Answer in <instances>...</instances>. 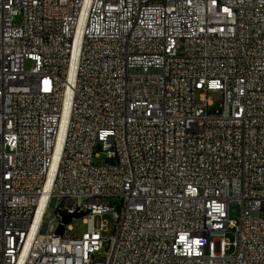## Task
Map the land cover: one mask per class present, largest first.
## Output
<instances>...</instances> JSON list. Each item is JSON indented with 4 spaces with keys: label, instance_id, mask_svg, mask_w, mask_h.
I'll list each match as a JSON object with an SVG mask.
<instances>
[{
    "label": "built area",
    "instance_id": "obj_1",
    "mask_svg": "<svg viewBox=\"0 0 264 264\" xmlns=\"http://www.w3.org/2000/svg\"><path fill=\"white\" fill-rule=\"evenodd\" d=\"M0 264H264V0H0Z\"/></svg>",
    "mask_w": 264,
    "mask_h": 264
},
{
    "label": "rangeland",
    "instance_id": "obj_2",
    "mask_svg": "<svg viewBox=\"0 0 264 264\" xmlns=\"http://www.w3.org/2000/svg\"><path fill=\"white\" fill-rule=\"evenodd\" d=\"M209 96L211 97V99L215 103L218 102V100H219V94L218 93L211 92L209 94ZM95 162L101 163V164L104 163L105 162V156L102 154L101 157L95 159ZM54 215H55L54 210L52 208L49 209L47 212V215H46V222L47 223H49L50 221H52V222H51L50 227L47 231L48 234H53L55 232V229L57 226L56 221H53ZM101 222L105 223L107 225V231L104 232V234L106 236H110L112 234V228H113V216L109 213L97 216L96 220H95V227L98 228L101 225ZM71 224H72V228H73L72 233L76 237H81L83 235V233H85L87 231V224L85 223L83 218L73 219ZM227 237L230 241H234V235L232 232H230L227 235ZM231 252L232 251H230L229 253H231Z\"/></svg>",
    "mask_w": 264,
    "mask_h": 264
},
{
    "label": "water",
    "instance_id": "obj_3",
    "mask_svg": "<svg viewBox=\"0 0 264 264\" xmlns=\"http://www.w3.org/2000/svg\"><path fill=\"white\" fill-rule=\"evenodd\" d=\"M82 215H83V214H78V215H76L75 217H81ZM71 218H72L71 215H65V214H63V222L67 223V222H69V221L71 220ZM62 232H63V227L61 226V227L58 229L57 233L61 234Z\"/></svg>",
    "mask_w": 264,
    "mask_h": 264
},
{
    "label": "bare ground",
    "instance_id": "obj_4",
    "mask_svg": "<svg viewBox=\"0 0 264 264\" xmlns=\"http://www.w3.org/2000/svg\"><path fill=\"white\" fill-rule=\"evenodd\" d=\"M104 214H107V213H101L100 215H104ZM109 214H111L113 216L112 213H109ZM102 225H106V224L105 223H102Z\"/></svg>",
    "mask_w": 264,
    "mask_h": 264
}]
</instances>
